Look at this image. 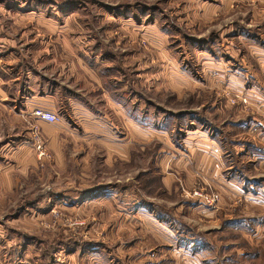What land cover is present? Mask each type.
I'll use <instances>...</instances> for the list:
<instances>
[{
	"label": "rangeland",
	"instance_id": "1",
	"mask_svg": "<svg viewBox=\"0 0 264 264\" xmlns=\"http://www.w3.org/2000/svg\"><path fill=\"white\" fill-rule=\"evenodd\" d=\"M259 4L0 0V52L21 59L10 69L0 62L14 95L0 104V264H264V135L234 134L238 113L251 112L228 87L238 64L248 78L258 74L248 55L242 64L248 52L237 35H264ZM97 61L109 97L88 93L96 82L85 66ZM26 67L58 97L16 90ZM138 91L145 136L110 100ZM85 101L108 119L76 117ZM36 109L58 120L40 126ZM192 128L220 139L223 177L237 181L229 191L185 167L190 154L177 143ZM236 143L243 150L231 152ZM248 146L252 156L241 154Z\"/></svg>",
	"mask_w": 264,
	"mask_h": 264
},
{
	"label": "crops",
	"instance_id": "2",
	"mask_svg": "<svg viewBox=\"0 0 264 264\" xmlns=\"http://www.w3.org/2000/svg\"><path fill=\"white\" fill-rule=\"evenodd\" d=\"M257 1H260L261 4L263 2V0H257ZM255 8L256 11L257 10L262 11L264 9V6L259 4L255 6ZM262 28L264 29V26ZM237 36L240 38L242 42L243 49L248 52L246 56H244V58L242 59V64H244L243 62H245V58L248 55V57L251 60V65L253 64L257 65L259 70H258V74L251 76V78H248L247 74L249 71L245 64L244 65L238 64L236 65L237 67H234L233 69L230 70L232 75L228 79V84H229L228 87L232 89L231 90L232 92H236L237 94L243 95V98H245L247 102V105L245 104L244 108L246 109L249 108L251 112L246 115H244L243 113H238L237 120L235 121V123L232 124L234 125L233 126L235 132L234 134L247 135L250 137L259 134L264 135V129H263L264 125L260 123V122H264V35H252V33L250 32L249 37L246 36L244 37L243 35H239V34ZM2 39L3 38L0 35V40ZM9 39L12 40V37L10 35H9ZM3 44L6 43H2V45L0 46H4ZM248 57L247 59H249ZM20 61L21 59L15 54V51L12 48L11 50H9L8 53L5 54H2L0 52V62L4 63V66H6L9 69L10 67L14 68V66H19L18 64L20 63ZM96 65H98V61L95 63V65H93L94 68H91V66L88 65H87L88 67L85 66V70L88 72V74H90V79L91 80L93 79L94 82H96L95 86L92 83L90 84L89 88H91V90L88 93H93V94L97 93L99 95L109 97L113 89L110 88V86L108 85L109 83L106 79L107 78L106 77L107 74L105 72L106 67L104 71H102L101 69L102 72H100L99 68L101 66H96ZM111 68L112 67H107V69H109L107 71H116L115 69L111 70ZM95 69L97 70V72L95 71ZM65 72L66 71L62 73V71H59V76L65 74ZM25 74H26L25 76L26 79L24 81H21L19 77H16V80H12L13 81L12 84L15 86L16 90L18 89L21 90L25 88L28 91V96H26V99H30L31 97H34L36 95L41 99L53 101L56 97H58L57 95L58 93L55 91L54 87L52 86L46 87L44 83L40 86V82L36 86L35 81L29 79V77L33 75V73L31 70H28L27 67L25 69ZM225 78L223 82H225ZM124 80L125 79H123V81ZM125 83L123 82V85L125 87L129 85L127 81H125ZM112 86L114 89H116L117 87H123L121 84H119V81H117L116 85L113 84ZM92 88L94 90H92ZM10 97L11 98L14 97V95L12 94V86L10 87V84L6 82L4 78L0 75V104L4 102V100H9ZM110 100L114 103L113 108L115 112H119L120 116L128 120L129 126L131 128L133 127L132 129L134 131L136 132L138 131L140 135L145 136V134L147 133L145 96H143L138 91L135 98L133 97L129 99L128 102L125 103L121 101H114L113 99ZM64 103L65 104L61 106V108H63L62 110H64L63 114L66 116L67 113L69 112L68 114L70 115L67 116L71 117L72 114L69 111L70 104L68 97L66 95H65ZM105 104L106 103H104L103 105ZM34 108H42V107L41 106L30 107V109L32 110ZM128 108H130L131 111ZM50 112L53 113V111ZM74 113L76 117H81L83 119H90V120L94 118L96 119L99 118V120L108 119L107 117L108 114L95 110L94 104L91 101L83 102L80 109L74 111ZM36 122L40 126L44 124V122L40 120H36ZM200 129L202 128H194V129L192 128V130L186 131V134L184 132L183 135L185 136V138H183L182 143H177V146L179 148L184 149V151H187L188 154H190L191 160L188 158V160L185 163V167H188V169H193L194 167H196V169L199 168V170L202 171L203 174L209 176V178L212 179V181L214 182L213 184L216 183L219 185H225L226 189L224 188L221 189H224V192H227L229 191L228 189H231L230 184H235L237 183V181L235 177H230V178H228L227 176L223 177L226 175L225 172L227 171L226 162L223 156L224 147L221 144L220 139L216 137L214 133L213 134L211 133L210 135L207 134V132H205V129H203L202 131H200ZM160 131L163 130L161 129ZM237 147H240L241 150H243L242 149L243 146L239 143H236L233 144V148H232L233 150L231 149V152L237 153V151H235ZM255 148L256 146H248L247 149H244L245 152H242L241 154L246 153L252 156L251 155L252 150ZM194 171L189 175L193 174Z\"/></svg>",
	"mask_w": 264,
	"mask_h": 264
},
{
	"label": "built area",
	"instance_id": "3",
	"mask_svg": "<svg viewBox=\"0 0 264 264\" xmlns=\"http://www.w3.org/2000/svg\"><path fill=\"white\" fill-rule=\"evenodd\" d=\"M33 115L39 120L46 121V122H56L58 120L57 116L54 113L50 111H45L42 109H36L33 112Z\"/></svg>",
	"mask_w": 264,
	"mask_h": 264
}]
</instances>
